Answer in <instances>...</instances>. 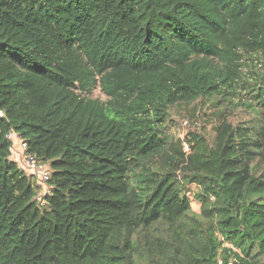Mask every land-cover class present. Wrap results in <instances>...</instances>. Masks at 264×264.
Here are the masks:
<instances>
[{"label": "trees", "instance_id": "16d2710c", "mask_svg": "<svg viewBox=\"0 0 264 264\" xmlns=\"http://www.w3.org/2000/svg\"><path fill=\"white\" fill-rule=\"evenodd\" d=\"M0 110V264H264V0H0Z\"/></svg>", "mask_w": 264, "mask_h": 264}, {"label": "rangeland", "instance_id": "374dc122", "mask_svg": "<svg viewBox=\"0 0 264 264\" xmlns=\"http://www.w3.org/2000/svg\"><path fill=\"white\" fill-rule=\"evenodd\" d=\"M93 97L106 100V96L100 91V89L94 91ZM255 108H260L259 103L255 102ZM214 112L215 109L208 108L206 105H203L200 108L197 107V109H194V106L173 107L170 111L171 117L169 123L167 124L166 133L173 135L175 141H178L179 139L184 140L187 135L195 132L202 135L209 133L208 135L212 137V128L215 122ZM252 115L253 112L240 107L230 113L229 116L234 124H236L241 120L251 119ZM193 189L196 190L195 186ZM192 208L194 211H199L197 201L194 200L192 202Z\"/></svg>", "mask_w": 264, "mask_h": 264}, {"label": "built area", "instance_id": "2783aa9c", "mask_svg": "<svg viewBox=\"0 0 264 264\" xmlns=\"http://www.w3.org/2000/svg\"><path fill=\"white\" fill-rule=\"evenodd\" d=\"M0 116H4V112L1 110ZM6 137L14 144L12 158L20 164L19 166L36 183L35 199L41 206H44L46 204V195L51 194L49 182L52 177V169L50 164L29 152L28 143L14 129L8 131ZM184 150L189 153L190 149L187 144H184Z\"/></svg>", "mask_w": 264, "mask_h": 264}, {"label": "crops", "instance_id": "0c3cea01", "mask_svg": "<svg viewBox=\"0 0 264 264\" xmlns=\"http://www.w3.org/2000/svg\"><path fill=\"white\" fill-rule=\"evenodd\" d=\"M17 144V143H16Z\"/></svg>", "mask_w": 264, "mask_h": 264}]
</instances>
